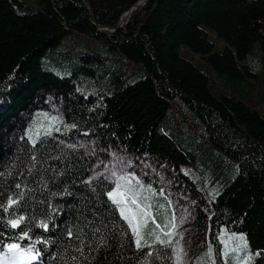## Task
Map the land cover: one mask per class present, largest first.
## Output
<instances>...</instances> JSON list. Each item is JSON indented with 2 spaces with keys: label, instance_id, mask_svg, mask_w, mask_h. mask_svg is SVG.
<instances>
[{
  "label": "trees",
  "instance_id": "trees-1",
  "mask_svg": "<svg viewBox=\"0 0 264 264\" xmlns=\"http://www.w3.org/2000/svg\"><path fill=\"white\" fill-rule=\"evenodd\" d=\"M88 1L91 14L83 0H0V204L24 194L19 207L0 210V243L21 230L7 219L22 214L32 226L50 216L48 231L33 227L21 241H49L36 245L43 264H174V235L166 245L145 235L137 249L107 197L102 168L127 155L184 182L172 193L133 183L153 194L145 233L162 208L166 239L174 193L199 192L205 206L195 224L207 223L218 264L222 230L243 233L260 253L254 264H264V0H150L110 34L93 22L117 24L137 0ZM68 34L101 41L138 77L56 49Z\"/></svg>",
  "mask_w": 264,
  "mask_h": 264
},
{
  "label": "rangeland",
  "instance_id": "rangeland-1",
  "mask_svg": "<svg viewBox=\"0 0 264 264\" xmlns=\"http://www.w3.org/2000/svg\"><path fill=\"white\" fill-rule=\"evenodd\" d=\"M214 42L215 49L221 51L224 43L218 39H214ZM56 49L66 51V53L69 54L88 55L87 60L81 59L80 62H84L86 65L90 66H95L94 63H97L95 57H101L106 63L118 68L120 70L119 74L121 72L130 74V80H134L138 77L136 70L132 71L134 70L133 67H130V71L133 72L132 74L131 72L124 70L128 65H124V63L119 65L120 60L117 59L116 53L105 47L99 40L87 36L68 34L64 36ZM179 52L187 58L195 61L197 56H199L186 47H181ZM202 64L210 67L206 60H203ZM213 74H215L214 71ZM2 98L3 97L0 98V101ZM121 159L127 165L126 167H124L123 164L120 165L123 167L124 174H135L134 176H129V179H131L134 184H138L142 181L145 183L154 181L159 185L160 189L166 188L172 193L175 186L184 183L169 167H166L163 164H158L151 158L139 156L122 155L120 157H113V159L102 168V171L110 176L112 171L116 170L114 165L119 164ZM184 172L186 173V169H184ZM117 175L119 176L120 173L117 172ZM153 186L155 187L154 184ZM184 188L187 190V187ZM152 197L153 194L149 191L148 198L144 194H140L139 200L142 205H149V199ZM171 203V221H173L178 228L176 231L178 235L173 236L174 242L171 245L174 255V264H177L176 251L181 248L183 251L180 264H218L217 257H215L214 243L211 241L206 229V227H208L207 223H201L200 227H197L199 225L197 224L196 226L195 224L197 221L196 216L198 208L205 206L204 195L199 192H177L172 196ZM161 209L162 208L155 212L156 223L163 221ZM148 211L151 212L150 208H148ZM152 215L154 214H151V216ZM240 234L241 233H234L226 230L220 232L219 241L222 246L220 248L219 264H244L243 258L245 256H251V264H254L258 252L250 248L247 238L243 233L244 239L241 240ZM210 246L212 249L211 254H209ZM225 253H227V255H225Z\"/></svg>",
  "mask_w": 264,
  "mask_h": 264
},
{
  "label": "snow or ice",
  "instance_id": "snow-or-ice-1",
  "mask_svg": "<svg viewBox=\"0 0 264 264\" xmlns=\"http://www.w3.org/2000/svg\"><path fill=\"white\" fill-rule=\"evenodd\" d=\"M47 116V114H45ZM49 120L55 122L59 118L56 116L48 117ZM43 127V125L41 126ZM66 128H74L75 124L65 125ZM52 125L49 124L48 128L45 129V135H51ZM55 131H60L59 128H55ZM31 139V137H29ZM36 140L33 139L32 143L36 144ZM74 147V146H70ZM123 164L124 167L127 165L121 159L120 163L114 165L116 170L112 171L110 176H106L105 179L109 181L107 187L111 188V191L107 192V197L111 200V203L119 209L120 216L123 217L124 220L128 222L129 227L131 228L132 234L135 237V245L137 249L145 248L148 244V241L145 239V235L149 237H154L155 241H157L161 245L171 244L172 236L178 235L175 233L173 229L177 227L175 223L168 227V231L165 233L166 239H162L160 233H164L165 226H161L159 223H156L155 218L152 217V221L155 225L152 231L145 233L144 229L147 227L149 222V217L151 216L148 208L150 205H142L139 197L140 192L143 189V184L140 183L139 189L133 185L129 176H134V173L124 174L123 167L120 165ZM117 172L120 175H117ZM101 175L100 173L94 174V176L89 177V181L91 182L97 176ZM138 180V178H137ZM139 182V181H138ZM114 184V186H113ZM17 188L20 185H16ZM151 189V185L148 186ZM91 191L95 193V188H92ZM162 193V190H161ZM23 193H19L16 197L10 195L5 204H0V210L2 212H9L13 207H19L20 200L23 197ZM34 218H26L24 215H15L11 219H7L5 221L6 225L10 226L12 229H21L18 235H14L11 237L9 242L0 243V264H33L34 261H38L41 257V252L37 248V243H43L45 245L49 244V241L40 237L34 243H24L21 241H31L30 232L33 231V227L43 228L45 231L49 230L48 219L50 216L44 220H41L36 225L29 226L31 224V220ZM68 235H72L71 232H68ZM241 240L244 239L243 234H240ZM103 243V241H102ZM246 246V244H245ZM238 250V249H237ZM79 251V249H78ZM182 248L176 251V260L177 264H180L182 260ZM235 251V250H234ZM212 253L211 246L209 247V254ZM149 256L152 253H148ZM227 255V253H225ZM256 255H260L258 252ZM73 259H75L73 257ZM251 256H245L243 258L244 264H251Z\"/></svg>",
  "mask_w": 264,
  "mask_h": 264
},
{
  "label": "water",
  "instance_id": "water-1",
  "mask_svg": "<svg viewBox=\"0 0 264 264\" xmlns=\"http://www.w3.org/2000/svg\"><path fill=\"white\" fill-rule=\"evenodd\" d=\"M84 2L87 3V8L89 10V14H91V6L89 4L88 0H83ZM150 0H137L132 6H130L119 18V21L117 22V24H113L111 26L109 25H100V24H96L95 22H93L96 27L97 30L101 33L104 34H110L113 33L121 28H123L127 22L129 21L131 15L138 9H140L141 7L145 6Z\"/></svg>",
  "mask_w": 264,
  "mask_h": 264
}]
</instances>
